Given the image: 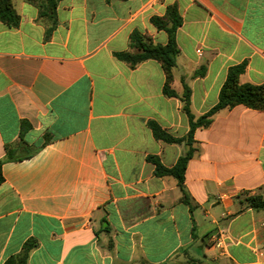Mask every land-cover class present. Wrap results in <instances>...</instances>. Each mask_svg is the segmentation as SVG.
<instances>
[{"label": "crops", "instance_id": "crops-1", "mask_svg": "<svg viewBox=\"0 0 264 264\" xmlns=\"http://www.w3.org/2000/svg\"><path fill=\"white\" fill-rule=\"evenodd\" d=\"M12 3L19 24L0 19V264L30 239L28 264H264V210L243 202L264 196V111L223 109L190 144L181 100L186 84L203 116L241 64L240 84H264V0H61L52 18ZM171 6L177 97L160 62L116 56L135 52L134 32L167 45L151 19ZM150 122L183 141L157 139ZM191 147L190 206L148 158L172 168Z\"/></svg>", "mask_w": 264, "mask_h": 264}, {"label": "trees", "instance_id": "trees-1", "mask_svg": "<svg viewBox=\"0 0 264 264\" xmlns=\"http://www.w3.org/2000/svg\"><path fill=\"white\" fill-rule=\"evenodd\" d=\"M36 6L40 7L42 16L55 17L56 9L61 0H27ZM0 19L11 26H17L20 18L13 8L12 0H0ZM152 23L159 29L165 30L169 36V42L163 46L154 44L146 40L138 32L131 35L130 47L135 49V52L118 53V59L127 62L131 67L148 61L157 60L164 68L167 76V83L164 88V93L168 96H178L174 90H171L170 83L173 79L172 71L176 66V57L179 54V48L176 42V32L181 26L182 20L177 13L176 7L171 6L167 10L164 18L152 17ZM204 69V68H202ZM245 70V64L233 66L229 69L226 82L224 83L219 97V102L210 109L203 116L196 118L191 112V89L185 84L184 93L181 96L183 102V110L190 120V131L188 135V142L192 144L193 135L197 128L209 127L213 122V117L223 109H232L239 105H244L248 108L264 111V84L255 86L251 84H240L239 77ZM203 73L202 70L196 72V75ZM150 127L157 139L163 140L167 143H181L183 139L174 138L170 134L163 131L155 122H150ZM194 150L191 147L187 155L180 157L176 165L172 168L165 167L158 158L149 157L148 160L155 166L156 176H173L178 180L179 185L183 190V202L190 205L188 194L184 191L183 183L185 179V171L190 159L193 157ZM14 158L8 157L7 160ZM4 161H0V184L4 182L2 174V166ZM248 208L255 210H264V196L262 195H246L244 201ZM107 226L105 229H108ZM38 247V242L35 239L28 240L21 251V253L11 256L4 264H28L31 252ZM206 256L203 259H189L183 264H205ZM142 264H148L142 262Z\"/></svg>", "mask_w": 264, "mask_h": 264}, {"label": "built area", "instance_id": "built-area-1", "mask_svg": "<svg viewBox=\"0 0 264 264\" xmlns=\"http://www.w3.org/2000/svg\"><path fill=\"white\" fill-rule=\"evenodd\" d=\"M220 244H221L220 241H218V242H217V246H220Z\"/></svg>", "mask_w": 264, "mask_h": 264}, {"label": "water", "instance_id": "water-1", "mask_svg": "<svg viewBox=\"0 0 264 264\" xmlns=\"http://www.w3.org/2000/svg\"><path fill=\"white\" fill-rule=\"evenodd\" d=\"M105 225H107V223H105Z\"/></svg>", "mask_w": 264, "mask_h": 264}]
</instances>
